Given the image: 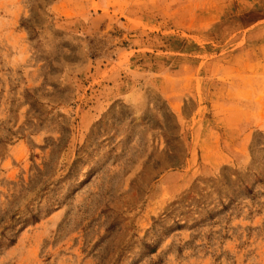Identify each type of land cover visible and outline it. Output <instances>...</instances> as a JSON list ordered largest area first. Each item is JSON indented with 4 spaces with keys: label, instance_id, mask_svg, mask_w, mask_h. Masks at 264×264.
<instances>
[{
    "label": "rangeland",
    "instance_id": "374dc122",
    "mask_svg": "<svg viewBox=\"0 0 264 264\" xmlns=\"http://www.w3.org/2000/svg\"><path fill=\"white\" fill-rule=\"evenodd\" d=\"M0 264H264V0H0Z\"/></svg>",
    "mask_w": 264,
    "mask_h": 264
}]
</instances>
